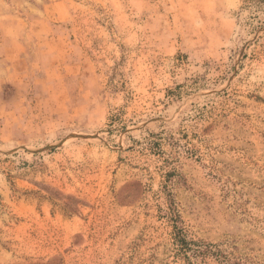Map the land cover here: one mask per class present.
I'll list each match as a JSON object with an SVG mask.
<instances>
[{
    "label": "rangeland",
    "instance_id": "obj_1",
    "mask_svg": "<svg viewBox=\"0 0 264 264\" xmlns=\"http://www.w3.org/2000/svg\"><path fill=\"white\" fill-rule=\"evenodd\" d=\"M263 19L0 0V264H185L174 225L203 264H264Z\"/></svg>",
    "mask_w": 264,
    "mask_h": 264
},
{
    "label": "trees",
    "instance_id": "obj_2",
    "mask_svg": "<svg viewBox=\"0 0 264 264\" xmlns=\"http://www.w3.org/2000/svg\"><path fill=\"white\" fill-rule=\"evenodd\" d=\"M257 2L264 3V0H257ZM259 23L260 24H258L257 27H263L264 19L259 20ZM173 227L172 245L174 253L178 258H183L185 264H203L204 258L207 257V255L216 254L217 256L220 254V251L217 249V244L188 239L182 227H178L177 225H174Z\"/></svg>",
    "mask_w": 264,
    "mask_h": 264
}]
</instances>
